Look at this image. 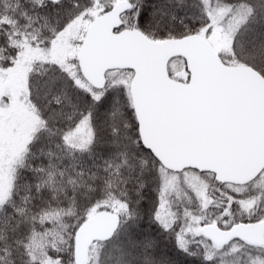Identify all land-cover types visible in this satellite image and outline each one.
<instances>
[{"label": "snow or ice", "instance_id": "6c2138e0", "mask_svg": "<svg viewBox=\"0 0 264 264\" xmlns=\"http://www.w3.org/2000/svg\"><path fill=\"white\" fill-rule=\"evenodd\" d=\"M94 3L16 0L9 15L5 0L0 12V77L21 72L30 113L18 148L0 153V260L264 264V145L255 156L160 150L132 77L87 71L82 26ZM114 6V37L199 41L264 82V0ZM82 35L78 52L58 55Z\"/></svg>", "mask_w": 264, "mask_h": 264}, {"label": "water", "instance_id": "95a60500", "mask_svg": "<svg viewBox=\"0 0 264 264\" xmlns=\"http://www.w3.org/2000/svg\"><path fill=\"white\" fill-rule=\"evenodd\" d=\"M116 23L115 6L90 22L87 71L132 74L160 150L256 155L264 145V82L255 73L224 65L199 41L153 44L133 34L114 37ZM176 59L185 63L186 82L169 76L168 66Z\"/></svg>", "mask_w": 264, "mask_h": 264}, {"label": "rangeland", "instance_id": "374dc122", "mask_svg": "<svg viewBox=\"0 0 264 264\" xmlns=\"http://www.w3.org/2000/svg\"><path fill=\"white\" fill-rule=\"evenodd\" d=\"M95 12L93 18H96L114 7V0H95L93 5ZM107 8V11L104 9ZM91 20V21H92ZM85 21L82 26V32L85 33L90 22ZM80 37H73L71 43L58 49V55H71L78 51L80 46ZM219 58L224 65L233 66V60L224 52L220 53ZM68 67L73 71L78 70L77 62L70 60ZM168 71L170 77L174 80L186 82L188 73L185 63L181 59H176L169 64ZM110 80L124 77H132L130 72H112L107 75ZM21 91V72L17 71L9 74L7 77H0V95L7 96L8 100L5 107L0 108V153L11 154L19 146L25 130L30 123V113L27 105L18 99Z\"/></svg>", "mask_w": 264, "mask_h": 264}, {"label": "trees", "instance_id": "16d2710c", "mask_svg": "<svg viewBox=\"0 0 264 264\" xmlns=\"http://www.w3.org/2000/svg\"><path fill=\"white\" fill-rule=\"evenodd\" d=\"M7 2V11L9 15H12L11 9L12 7L15 5L16 0H6ZM5 11V0H0V12ZM36 68H38L39 70H43L40 65H36ZM77 71V70H76ZM6 260L7 258L5 257L4 260H0V264H6Z\"/></svg>", "mask_w": 264, "mask_h": 264}]
</instances>
